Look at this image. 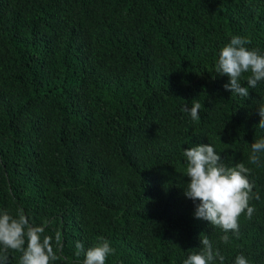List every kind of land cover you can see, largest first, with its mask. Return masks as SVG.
<instances>
[{
    "label": "trees",
    "instance_id": "trees-1",
    "mask_svg": "<svg viewBox=\"0 0 264 264\" xmlns=\"http://www.w3.org/2000/svg\"><path fill=\"white\" fill-rule=\"evenodd\" d=\"M233 36L264 54V0H0V212L50 238L52 264H82L76 243L101 237L105 264H183L202 233L223 264H264V152L249 162L264 81L249 99L224 89ZM200 144L251 170L255 211L228 243L184 195L183 152Z\"/></svg>",
    "mask_w": 264,
    "mask_h": 264
},
{
    "label": "clouds",
    "instance_id": "clouds-1",
    "mask_svg": "<svg viewBox=\"0 0 264 264\" xmlns=\"http://www.w3.org/2000/svg\"><path fill=\"white\" fill-rule=\"evenodd\" d=\"M244 37L233 36L218 53L215 71L219 76L228 77L224 89L233 95L249 99V89L255 88L258 82L264 81V54L258 49H249ZM247 74V75H245ZM246 79L247 87L242 86L241 79ZM201 104L193 100L191 105L185 103L183 111L190 114L193 120L199 119ZM260 120L257 127L264 129V103L256 109ZM249 162L258 165L259 153L264 152V139L250 144ZM185 172L189 182L185 185L184 195L196 205L194 217L208 221L213 228H220L225 235L221 237L228 243V232L238 233L239 217L246 214L251 218L255 209L249 206L253 198L255 185L250 182V169L244 163L234 167H225L221 155L210 144H200L184 150ZM259 199V194H254ZM201 247L198 251H189L183 264H212L219 259L223 264L224 256L214 248L208 236L201 234ZM76 255L84 254L82 264H105L106 258L114 254L108 240L99 238L94 246L84 250L83 244L76 243ZM8 250L22 253L20 264H52L57 259L50 238L31 226L23 214L12 216L0 212V264H7ZM234 264H248L247 258L238 255Z\"/></svg>",
    "mask_w": 264,
    "mask_h": 264
}]
</instances>
